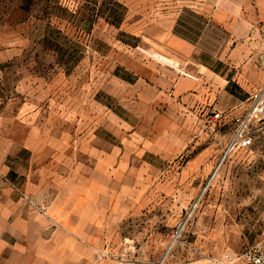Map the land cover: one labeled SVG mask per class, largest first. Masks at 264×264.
I'll return each mask as SVG.
<instances>
[{
	"label": "rangeland",
	"instance_id": "obj_1",
	"mask_svg": "<svg viewBox=\"0 0 264 264\" xmlns=\"http://www.w3.org/2000/svg\"><path fill=\"white\" fill-rule=\"evenodd\" d=\"M216 2L0 0L1 134L9 131L15 146L42 144L49 162L80 159L101 146L100 138L123 148L116 175L124 179L118 190L131 214L118 244L150 264H183L184 258L215 264L218 257L236 264L264 238L263 127L248 151L226 154L233 131L218 129L183 152L179 121L161 141L164 151L146 149L149 138L156 140L152 127L164 103L160 108L138 99L154 98L155 91L135 84L132 67L161 65L183 75L182 53L171 47L183 35L211 63L206 53L226 40L210 21ZM138 127L142 147L130 152L123 143H131ZM196 159L198 171L188 167ZM11 160L21 170L31 152ZM193 172L201 175L198 183Z\"/></svg>",
	"mask_w": 264,
	"mask_h": 264
},
{
	"label": "crops",
	"instance_id": "obj_2",
	"mask_svg": "<svg viewBox=\"0 0 264 264\" xmlns=\"http://www.w3.org/2000/svg\"><path fill=\"white\" fill-rule=\"evenodd\" d=\"M210 21L226 35L219 50L206 53L211 63L201 58L204 51L198 43L183 35L175 37L171 46L182 53L183 75L161 65L132 67L138 77L135 84L155 91L154 98L138 99L159 107L164 103L154 119L151 134L156 140L149 138L148 152L164 151L161 141L172 136L169 129L177 128L179 121L183 152L193 148L194 142L200 144L205 133L233 131L234 116L246 109L249 97L264 85V0H217ZM215 113L222 120L209 130L207 121ZM134 130L131 143H123L130 152H138L142 141L136 138L141 134L139 127ZM1 132L0 264H150L140 261L128 245L118 244L121 225L131 214L128 199L118 190L124 179L116 175L124 164L123 148L100 138L101 146L83 151L80 159L61 161L58 156L49 162L42 144L15 146L10 132L7 136ZM23 150L31 152L32 160L16 171L11 159ZM199 161H190L188 167L198 171ZM192 174L198 183L201 175ZM218 258L215 264H230ZM209 261L184 258L183 264H213Z\"/></svg>",
	"mask_w": 264,
	"mask_h": 264
},
{
	"label": "built area",
	"instance_id": "obj_3",
	"mask_svg": "<svg viewBox=\"0 0 264 264\" xmlns=\"http://www.w3.org/2000/svg\"><path fill=\"white\" fill-rule=\"evenodd\" d=\"M153 58L164 61L159 54H153ZM220 120L222 115L215 113L208 119L207 129L214 130ZM260 127L264 128V85L249 97L246 109L234 116L233 135L226 154L248 151ZM238 261L242 264H264V238L246 249Z\"/></svg>",
	"mask_w": 264,
	"mask_h": 264
}]
</instances>
